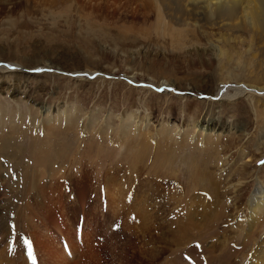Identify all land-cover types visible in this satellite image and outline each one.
Wrapping results in <instances>:
<instances>
[{
    "label": "rangeland",
    "instance_id": "obj_1",
    "mask_svg": "<svg viewBox=\"0 0 264 264\" xmlns=\"http://www.w3.org/2000/svg\"><path fill=\"white\" fill-rule=\"evenodd\" d=\"M238 4L219 16L189 0H0V264L264 255L244 239L264 187V92L220 94L264 91V20ZM131 108L156 119L125 120ZM217 182L213 199L202 189ZM193 192L209 206L186 225Z\"/></svg>",
    "mask_w": 264,
    "mask_h": 264
},
{
    "label": "bare ground",
    "instance_id": "obj_2",
    "mask_svg": "<svg viewBox=\"0 0 264 264\" xmlns=\"http://www.w3.org/2000/svg\"><path fill=\"white\" fill-rule=\"evenodd\" d=\"M189 1H190V4L192 5L191 7L193 9H196L195 12L197 10H199V11L200 10L207 11V10H209V8H211L209 10V12H212V9H214V10H216V12H217V14L219 16H231V15H233L235 13L236 7H237V5H239L238 3L241 0H189ZM247 2L250 3V5L248 4V6H249L248 12L251 10L250 11V14L253 17L254 21L256 20L258 23H260L261 22V18L260 17H262L263 20H264V0H247ZM187 4H189V3H187ZM258 18H260V19H258ZM2 70L4 72H6V73H10V72H7L6 71L7 68H5V67H3ZM244 87H245L246 90L245 89H242L241 85L238 86L237 89L233 90V92H234L233 94H230L229 93V92H231V90H227L225 88L226 91L224 93H223V91H222V93H220L221 94V97H223L222 98L223 100L224 99H227V98H229V99L230 98L231 99H237L235 97L240 96L242 93H245L246 91H248V92L249 91H252V92H255V93L256 92L257 93L264 92L263 90H260V89H257V88H252V87H248V86H245V85H244ZM172 91H173V92H171L172 95L173 94L176 95V96L183 95V94H181L179 92H176L173 89H172ZM252 94L254 95V93H252ZM258 95H260V94H258ZM187 106H188V104H185V108ZM197 115H198V113H197ZM124 116L126 117L125 120L131 119L134 122H137L138 121V123H139V121L141 123H143L144 121H150V120H155L156 119V118L153 119L155 116L153 115V113H151V111L150 112L148 111L144 115L142 113L137 112L136 110H134L132 108L130 110H127L124 113ZM191 117H192V115L189 116V119L188 120H183L182 121L183 127L184 126H189V125H191L193 123V127L196 128L195 127L196 126L195 125L196 124L195 122H196L197 119H194V117L193 118H191ZM191 119H192V123L189 122ZM167 122H169V121H167ZM207 127H209L208 123H207ZM215 127H216V125L212 126L213 129H215ZM220 127L223 128L222 125ZM210 128H211V126H210ZM137 157H138L139 160H142L143 159V156L142 155L137 156ZM130 169L133 170V168H130ZM134 169H135V167H134ZM194 171H195V174H200V171L202 172L201 174H203L205 172V169L204 168H201V169L196 168ZM133 172H134V170H133ZM206 175L204 173L205 179H206ZM218 187H219V183L217 182V183H215L213 185L212 184H209L207 186V188L202 189V190H206L207 191V194H208V192H211L212 193V196H213V199H219V197H221L220 196L221 194L219 193V188ZM241 188H243L242 182L241 181H238V183L236 184V186H234V192L237 193L238 191L241 190ZM192 196L193 197H192L191 201H194V203L192 202L193 204L191 203V201H189L190 199L187 201V203H184V205H185V211H187V213L185 212L186 215L183 216L185 218L184 220H185V224L186 225L191 224L192 220L194 219V214L196 213V211H197V209H198L199 206H201V207L202 206H207V205L209 206V203H205V202H203L201 200L202 199L201 192H193V195ZM212 202L215 203L216 201L213 200ZM178 204H181V202L178 201ZM190 204H192V205L190 206ZM184 205H183V208H184ZM216 206H219V205H216ZM246 209H247V219H246V223H245V227L246 228L244 227L246 229L245 234H244V239L245 240L248 239V241L251 242V243L253 242V244L254 243H259L260 245H258V246L261 248V252L264 254V233H263V235L260 238H257L256 237L257 236V233L259 232L260 225H262L260 223H262L264 221V187H262V185L260 184V182L257 185V187L255 188V190L253 191L251 197L248 199L247 204H246ZM188 210H189V212H188ZM218 214H219V216H218ZM215 216L220 217V213L219 212L216 213ZM215 216L211 220H213L214 218H216ZM209 219H210V217H209ZM207 220H208V218H207ZM188 240H190V239H188ZM254 246H255V244L253 245V248H254ZM255 253H256V251H255ZM248 256H249V259H248V261H247L246 264H264V255H248Z\"/></svg>",
    "mask_w": 264,
    "mask_h": 264
}]
</instances>
